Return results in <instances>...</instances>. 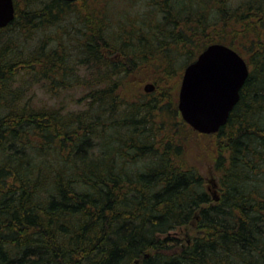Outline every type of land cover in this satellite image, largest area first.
<instances>
[{"label": "trees", "instance_id": "16d2710c", "mask_svg": "<svg viewBox=\"0 0 264 264\" xmlns=\"http://www.w3.org/2000/svg\"><path fill=\"white\" fill-rule=\"evenodd\" d=\"M75 2H44L19 19L14 0L15 18L0 29V264H264V36L253 52L257 72L249 69L226 124L211 135L184 123L167 93L151 104L118 94L146 67L158 73L155 84L158 76L180 78L211 44L240 55L206 34L202 0L160 3L159 24L144 21L138 31L116 24L119 31L109 33L110 20L81 8L79 64H107L89 81L102 88L91 91L83 113L19 105L8 80L16 70L70 86L53 76L72 68L56 47L23 56L11 39L2 44L3 32L52 26ZM251 7L238 15L218 6L220 19L248 25L264 14ZM203 36L208 41L189 50ZM167 45L172 53L163 52ZM178 53L186 57L179 70ZM183 130L212 139L217 201L183 158ZM178 230L191 238L172 235Z\"/></svg>", "mask_w": 264, "mask_h": 264}, {"label": "rangeland", "instance_id": "374dc122", "mask_svg": "<svg viewBox=\"0 0 264 264\" xmlns=\"http://www.w3.org/2000/svg\"><path fill=\"white\" fill-rule=\"evenodd\" d=\"M48 1L51 0H15L18 18L21 19L29 10L41 8L44 2ZM202 1L208 4L207 9H209V17L204 19L209 22L206 32L210 36L209 38L232 43L247 62L249 69L254 73L257 72V64L255 63V54L253 52L258 46L259 40L264 36V14L259 12L258 17L251 14L253 17L247 21L248 25L234 24L233 26L231 19L225 23L222 22L218 6L228 9L229 12L242 15L243 12L249 9V5L252 6V9H263L264 0H219L221 2L220 5H218L216 0ZM174 2L175 0H79L70 7L72 9L70 10L71 13L67 12L59 22L52 26L37 27L30 31L17 29L18 24L12 26L10 30L3 32V45L8 46L6 40L11 39L23 56L31 52L35 54L38 48L52 49L56 47L67 59V65L72 70H68L67 74L61 75L60 78V74L56 73L53 76V80L60 81L62 78L64 81L71 79L73 82L70 86H62L57 82L50 84L42 80L39 81L37 77H32L29 73L16 70L12 76L8 77L9 82L12 84L10 93L15 90L20 92L18 95L20 97L19 105L27 103L28 106L37 109L54 108L61 114L78 111L83 113L89 107L91 91H95L94 89L97 88L100 89L103 86V83L100 81L98 85L94 84L93 86L89 84V81L93 83L97 74L105 71L104 68L107 64L105 66H92L89 69L79 64L82 54L80 53V43L82 46L80 33L83 30V25L79 23L80 19L82 20L81 8L88 7L93 14L100 16L99 18L110 20V26L106 31L104 30L106 33H109L119 31L116 24L124 29L128 27L133 31H138L144 21H148L151 25L154 24L155 26L162 21L160 3L161 5L165 3L166 5L173 6ZM251 30H255V33L251 34ZM175 31L181 32L180 27L176 26ZM194 31H196V36L200 34V29L195 28ZM166 41L173 42L171 39H165ZM207 41L203 36L192 48L189 47V50L195 51V47L202 46ZM59 43L63 45V48L59 47ZM163 52L172 53L168 45L166 49L164 48ZM182 53L176 54V66L178 70L181 64L183 65V61L186 60L185 55H183L184 53ZM113 58L111 57L110 59L112 60ZM108 61L111 62L109 59ZM36 68H39L38 65ZM177 69L176 72L178 71ZM183 70L181 69L182 74ZM157 74L156 71L152 70V66H150V71L147 67L143 68L142 71L138 72V75L132 74L129 76L127 83L123 85L122 89H119L118 94L127 102L133 100L138 104H151V100L149 99L153 98V95L164 92V94L167 93L169 95L168 100L177 106L182 76L180 78L168 77L164 80L158 76V82L155 84L153 80ZM91 76L93 78L89 80ZM147 84H151L154 87L150 93L144 91V87ZM166 104L167 102L163 103L164 106ZM183 136V158L186 163L198 169L203 178L204 187L209 194L218 195L220 192L219 177L213 167L215 150L214 146H211L209 142L210 138H203L204 136H197L186 130H183ZM172 235L182 240H185L186 237L191 238V233L188 230H178L173 232Z\"/></svg>", "mask_w": 264, "mask_h": 264}, {"label": "water", "instance_id": "95a60500", "mask_svg": "<svg viewBox=\"0 0 264 264\" xmlns=\"http://www.w3.org/2000/svg\"><path fill=\"white\" fill-rule=\"evenodd\" d=\"M14 18V1L0 0V29ZM248 75V66L236 51L222 44L207 46L183 70L177 101L182 120L200 134L217 133L239 101ZM153 89L151 84L144 87L146 93ZM213 199H219L217 194H213Z\"/></svg>", "mask_w": 264, "mask_h": 264}]
</instances>
